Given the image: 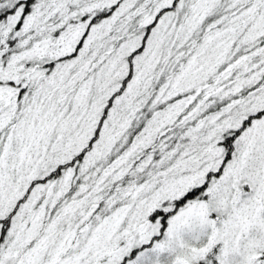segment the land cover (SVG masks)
Returning a JSON list of instances; mask_svg holds the SVG:
<instances>
[{"label": "snow or ice", "instance_id": "6c2138e0", "mask_svg": "<svg viewBox=\"0 0 264 264\" xmlns=\"http://www.w3.org/2000/svg\"><path fill=\"white\" fill-rule=\"evenodd\" d=\"M0 264H264V0H0Z\"/></svg>", "mask_w": 264, "mask_h": 264}]
</instances>
